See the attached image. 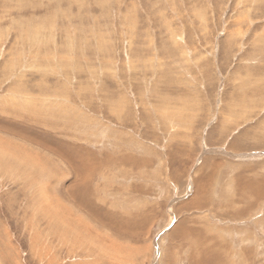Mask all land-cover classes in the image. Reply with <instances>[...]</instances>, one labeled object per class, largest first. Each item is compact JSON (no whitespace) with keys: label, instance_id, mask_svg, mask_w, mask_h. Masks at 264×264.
<instances>
[{"label":"rangeland","instance_id":"rangeland-1","mask_svg":"<svg viewBox=\"0 0 264 264\" xmlns=\"http://www.w3.org/2000/svg\"><path fill=\"white\" fill-rule=\"evenodd\" d=\"M0 264H264V0H0Z\"/></svg>","mask_w":264,"mask_h":264}]
</instances>
